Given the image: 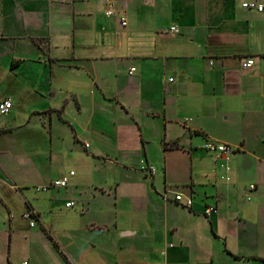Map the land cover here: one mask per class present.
Listing matches in <instances>:
<instances>
[{
  "label": "crops",
  "instance_id": "0c3cea01",
  "mask_svg": "<svg viewBox=\"0 0 264 264\" xmlns=\"http://www.w3.org/2000/svg\"><path fill=\"white\" fill-rule=\"evenodd\" d=\"M247 1H208L206 19L179 14L181 23L163 31L155 0H0V100L39 96L44 109L31 116L50 120L41 155L27 148L37 143L25 129L32 117L10 120L14 101L0 123L1 150L23 155L11 164L25 170L20 185L63 175L53 170L63 160L52 113L91 155L87 176L75 171L65 187L26 202L34 226L3 222V264H264V13L243 8ZM171 26L192 51H158L163 32L175 38ZM51 98L63 100L60 109L44 107ZM70 104L86 119L82 134L62 116ZM102 136L114 138L110 153ZM208 139L235 151L216 158L202 148ZM141 159L154 175L139 169ZM177 193L192 205L178 204ZM208 206L216 212L206 214Z\"/></svg>",
  "mask_w": 264,
  "mask_h": 264
},
{
  "label": "rangeland",
  "instance_id": "374dc122",
  "mask_svg": "<svg viewBox=\"0 0 264 264\" xmlns=\"http://www.w3.org/2000/svg\"><path fill=\"white\" fill-rule=\"evenodd\" d=\"M155 1H157V4L163 3L162 6L157 5V9H156L158 26L159 28L163 29V31L166 28H168L171 23H175V24L181 23L177 19L180 15H183L181 17L185 19H189V21L195 23L198 20H201L202 17L203 19H206L207 16H210L214 12L212 8H207L209 6L205 7L206 2L208 1L212 2L214 0H155ZM255 1L249 0L247 2L255 3ZM254 18L257 21H259L258 18H261V16H254ZM163 33H164L163 34L164 40L160 38L157 39L158 51L160 52L169 51V50L171 52H175V51L179 52L183 50L192 51V47L189 45L183 48L177 44L183 38L182 37L183 35L181 33L175 34V38L171 37V35L166 34L165 32ZM216 48L219 47H212L211 50L216 51L217 50ZM2 78L4 81V77H1V79ZM10 80L11 77L9 76L5 81L9 82ZM13 85H16L17 88H20V93H23L22 86L19 84V81L14 80ZM42 100L43 99L39 96L27 95L26 93L20 94V96L15 95L14 97H12V101H14L15 103V106L12 109L13 112L15 113V116L13 119L10 120H12L14 123H17L19 125L26 123L30 118L33 109H39V110L44 109L43 107L40 106ZM44 102H45L44 107L46 108L55 107L60 109L63 104V100L58 98L55 99L51 98L47 101L44 100ZM191 109H198V108L197 106H195V107H191ZM76 113L77 111L75 105L70 104L64 108L62 112V116L74 126L78 134H82L83 127H85L84 124L86 119L85 117L80 119L79 117H77ZM8 115L9 114L0 115V123H3L5 119L8 117ZM31 117L32 118L29 121L30 125L28 124L27 126H25V129L30 130L37 136L36 137L37 143L28 144L27 148L29 150L38 151L39 155L48 154V151H46V149L49 148L51 142L49 143L48 131L45 130L49 129V122H50L49 116L43 114H33ZM51 123L55 132L54 145L59 146L58 147L59 151L57 152H59L63 160V162L59 166H55L53 170L63 175H68V171L70 169H73L74 172L76 171L77 174L80 175V178L83 177L82 175L87 176L88 174L87 165H89L90 163L91 155L87 154L85 149L81 148L79 144L72 143L73 140L71 136L72 134L71 128L68 126L66 122L61 121L56 113H52ZM248 131L251 132L250 134L254 138L256 134L255 131L253 130L251 131L248 130ZM86 136H87L86 140L89 141V144H93L94 146L95 141L93 143V139L90 138V134L86 133ZM110 137L111 138H107L108 140L105 137H103L100 143L98 141V144L102 145L101 147L103 148L107 147L106 151H108L109 153L111 152L109 147H112V144L114 143L113 136ZM208 140H213V139H208ZM253 142L255 144L258 143L255 138L253 139ZM1 149L2 148L0 147V168L2 167L10 168L11 170H13L10 172L15 173L14 175H18L16 176V178H14L11 175H10L11 178L10 177L6 178L7 175L4 172L1 171L0 173V180L4 182L0 184V242H2V240L6 242V238L4 237L5 233L3 231V225H2L3 222H8L9 220L10 221L15 220V221H19L20 224H24L27 220L23 219L21 215L27 209L26 202L33 204V202L37 201V198L40 196V193L39 191L36 190L37 188L36 186L20 185L19 183L20 181H18V179H22V177H25L22 176L23 175L22 172L25 171L24 169L15 170L14 168H11V164L13 165L19 164V160L23 158V155L18 154L17 151L10 152L7 150V152H5V150H1ZM44 160L47 161V158ZM207 166L211 168L212 165L209 164ZM198 181H204V179L200 178V180ZM8 183L16 185L17 188L15 189L9 188ZM0 264H3L2 259H0Z\"/></svg>",
  "mask_w": 264,
  "mask_h": 264
},
{
  "label": "built area",
  "instance_id": "2783aa9c",
  "mask_svg": "<svg viewBox=\"0 0 264 264\" xmlns=\"http://www.w3.org/2000/svg\"><path fill=\"white\" fill-rule=\"evenodd\" d=\"M241 6L243 8H247V9H255L258 12H263L264 11V4H257V3H251V2H243L241 4ZM112 14L111 10H107L106 11V15L110 16ZM121 24L124 25L125 24V19L121 18ZM170 32H174L177 33L179 32L178 26H171L169 28ZM253 64V60L252 58H247L243 63H242V67L244 68H248L250 66H252ZM134 69L131 68L130 69V73L133 71ZM13 107V101L11 98H4L2 100H0V115H6L8 114V112L11 110V108ZM87 146V144H86ZM202 148L207 152L212 154L214 157L216 158H221L224 157L225 159L228 158L229 155H231L234 151L235 148L229 144L226 143H222V142H218V141H214V140H206L205 143L203 144ZM139 169L144 172L147 175H154L156 173V168L154 165L148 163L145 159H141L140 160V166ZM226 169H228V167L226 166ZM74 175V171H69L68 175H62L56 179H53L49 184L47 185H42V186H38L36 188V190L40 191V190H46L49 187H56V188H61V187H65L68 184L69 181V177ZM4 183L0 180V184ZM15 187V186H14ZM254 185H250V188H253ZM178 204L184 205L186 207H190L192 205V199L190 197H186L183 198V196L180 193H177L174 195L173 198ZM74 204L73 201H69L66 202L65 206L69 207L72 206ZM206 214H208L209 212H216V208L212 207V206H208L205 211ZM21 217L23 219L29 220L30 221V226H34L35 222L33 219H35V214L31 209H26L25 212L22 213ZM24 264V263H22Z\"/></svg>",
  "mask_w": 264,
  "mask_h": 264
},
{
  "label": "trees",
  "instance_id": "16d2710c",
  "mask_svg": "<svg viewBox=\"0 0 264 264\" xmlns=\"http://www.w3.org/2000/svg\"><path fill=\"white\" fill-rule=\"evenodd\" d=\"M164 145H165V147H168V146H170V147H174V146H176V144L175 143H170V144H168V143H164Z\"/></svg>",
  "mask_w": 264,
  "mask_h": 264
}]
</instances>
